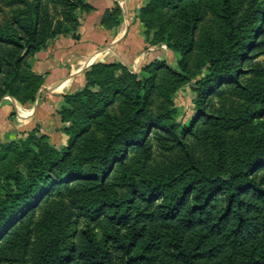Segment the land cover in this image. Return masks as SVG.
Masks as SVG:
<instances>
[{
  "label": "trees",
  "instance_id": "trees-1",
  "mask_svg": "<svg viewBox=\"0 0 264 264\" xmlns=\"http://www.w3.org/2000/svg\"><path fill=\"white\" fill-rule=\"evenodd\" d=\"M178 1L181 36L171 48L181 54L177 79L196 80L193 121L167 125L169 112L146 119L154 72L140 77L135 89L110 85L98 93L90 90L94 85L86 74L85 89L65 100L82 103L103 139L74 118L63 129L70 137L67 147L49 145L36 131L0 144V264H28L34 255L35 264H264V139L245 154L229 151L221 130L244 124L248 113L233 119L225 106L213 103L226 85L251 100L260 96L243 84V76L264 73V65L253 62L264 54V1L237 22L234 0H219L221 37L207 32L199 39L198 3ZM11 3L24 9L10 22L0 21V102L11 96L24 104L34 102L44 84L30 71L28 58L61 35L80 40L82 14L93 8L86 0ZM114 13V22L112 13L104 16V27L120 24V9ZM195 50L203 63L192 73L188 61ZM118 96L129 107L121 117L109 111ZM201 141L212 147L210 159L197 148ZM11 154L21 169L5 163ZM67 197L78 200L82 216L99 229L84 223L71 239Z\"/></svg>",
  "mask_w": 264,
  "mask_h": 264
},
{
  "label": "rangeland",
  "instance_id": "rangeland-1",
  "mask_svg": "<svg viewBox=\"0 0 264 264\" xmlns=\"http://www.w3.org/2000/svg\"><path fill=\"white\" fill-rule=\"evenodd\" d=\"M12 0H0V21L10 22L18 11L24 9V6L16 3H11ZM33 1V0H28ZM201 10V21L198 24V30L196 38L199 39L201 35L207 32H212L214 36L220 38L222 35V21L217 13V4L219 0H195ZM264 0H234L235 5L238 7L237 22L244 16L248 9H253L262 3ZM182 2L174 0V3L161 0H140L138 7L133 15V22L139 23L141 27V35L144 40V46L141 48L136 56H133V62L125 64L122 61L115 59L111 53H108L105 59H97L93 64L85 67L80 73L85 76V84L77 90L67 92L63 96L62 103L57 108L58 123L56 124V138H49L47 134L40 130H35L39 137H46V142L59 149L67 147L70 143V137L64 134V127H68L72 124V119L78 118L84 120L87 127H90V131L98 139L104 138V133L94 126L85 116V112L82 113V103L73 102L68 103L65 100L66 96L73 95L75 93L82 92L87 84L88 75L89 79L93 81V87L90 88L94 93H98L102 87L110 85H119L121 88L135 89L136 83L140 80V77L149 78L152 72L156 74V89L151 98V104L147 111V118L150 119L160 114L169 112L172 115V121L167 125L177 123L180 125H189L196 116L195 111V98H196V80H192L189 83L182 84L177 79L176 73H181L179 67V61L181 54L174 51L171 46L180 40V28H179V15L178 9L175 5H181ZM116 5L108 13L111 16L109 19L114 22V10ZM146 9L142 12L143 9ZM121 11V9H120ZM55 14L57 10L53 9ZM88 14V13H87ZM81 14L78 12L77 16ZM84 15L82 14L81 20ZM59 18L60 16L57 15ZM122 21V12L120 14ZM61 19V18H60ZM144 20V22L141 21ZM118 26L113 28H118ZM71 23L64 22V27H70ZM81 28V27H80ZM80 30V29H79ZM104 49V46L100 48V51ZM254 63H260L264 65V54L257 56ZM203 59L199 51L195 50L189 55L188 69L195 73L202 66ZM123 65L125 68H122ZM95 66L104 67L100 70H94ZM87 74V75H86ZM243 84L249 87H255L261 91L260 96L255 99H250L245 94L240 92L239 89H233L226 85L224 86L221 94L214 97L213 103L217 107L225 106V109L232 116L233 119H238L240 115L248 113L247 120L244 124L233 128L222 129V135H224L225 143L229 151L236 150L241 154L250 152L257 147L258 142L264 139V118L261 113L264 112V73L261 74H246L243 76ZM129 107L125 103L123 97L118 96L113 105L109 107V111L121 117L127 112ZM64 110L66 112H64ZM66 117V121H64ZM28 136V135H27ZM16 138L8 141L0 140V144L7 145L11 142H18L27 138ZM82 135L77 139L75 151L79 152L78 146L83 144L84 137ZM63 143V144H62ZM262 146V145H261ZM197 148L201 150L203 155L210 159L211 148L204 141L198 142ZM1 152V151H0ZM1 157V154H0ZM156 161L159 162V152L155 155ZM5 163L9 164L11 169H21L22 163L16 159V154L5 157ZM64 204L67 214L68 230L70 231L72 238L75 240L79 236L84 223H90L93 228L101 225L92 223L86 216H82V211L78 208L80 203L74 198H64ZM37 261L34 255L29 259L28 264H35Z\"/></svg>",
  "mask_w": 264,
  "mask_h": 264
},
{
  "label": "crops",
  "instance_id": "crops-1",
  "mask_svg": "<svg viewBox=\"0 0 264 264\" xmlns=\"http://www.w3.org/2000/svg\"><path fill=\"white\" fill-rule=\"evenodd\" d=\"M86 2L93 10L81 20L80 40L61 35L45 50L28 58L30 71L44 78L36 100L22 104L6 96L0 102V140L24 138L35 130L44 132L50 139L56 138L57 108L65 93L85 84V76L80 72L97 59H105L108 53L130 64L136 59L133 56L143 48L141 27L132 19L140 0ZM116 5L122 12L121 25L118 28L104 27L102 19ZM102 46L104 49L100 51Z\"/></svg>",
  "mask_w": 264,
  "mask_h": 264
},
{
  "label": "water",
  "instance_id": "water-1",
  "mask_svg": "<svg viewBox=\"0 0 264 264\" xmlns=\"http://www.w3.org/2000/svg\"><path fill=\"white\" fill-rule=\"evenodd\" d=\"M93 63H94V62H92L91 64H93ZM91 64H90V65H91Z\"/></svg>",
  "mask_w": 264,
  "mask_h": 264
}]
</instances>
